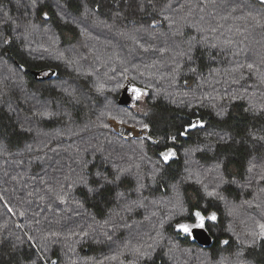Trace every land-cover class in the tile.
I'll use <instances>...</instances> for the list:
<instances>
[{
  "label": "trees",
  "instance_id": "1",
  "mask_svg": "<svg viewBox=\"0 0 264 264\" xmlns=\"http://www.w3.org/2000/svg\"><path fill=\"white\" fill-rule=\"evenodd\" d=\"M261 224L264 0H0V264H264Z\"/></svg>",
  "mask_w": 264,
  "mask_h": 264
},
{
  "label": "rangeland",
  "instance_id": "2",
  "mask_svg": "<svg viewBox=\"0 0 264 264\" xmlns=\"http://www.w3.org/2000/svg\"><path fill=\"white\" fill-rule=\"evenodd\" d=\"M127 86H128V89L126 91L125 98L127 99L128 105H130L133 108V110L137 112L138 114H145L148 111V105L146 102V95H147L146 91L132 84H128ZM110 125L116 130V132H121V130L125 128L127 131L130 132L131 136L132 134L133 135L137 134L135 138H141L147 135V129L142 130V129H138L135 127H128V126L119 124L114 120H110ZM168 152L174 153V151L172 150ZM174 156H171L169 159H171Z\"/></svg>",
  "mask_w": 264,
  "mask_h": 264
},
{
  "label": "snow or ice",
  "instance_id": "3",
  "mask_svg": "<svg viewBox=\"0 0 264 264\" xmlns=\"http://www.w3.org/2000/svg\"><path fill=\"white\" fill-rule=\"evenodd\" d=\"M250 67H251V66H250ZM121 122H123V121H121ZM144 127H147V125H145ZM162 155H163L164 159L167 161V160H169V158H170L171 156H174L175 153H173V152H167V153H163ZM195 215H196V217L199 219L200 223L195 224V225H184V224H181L179 227H180L181 229H183L185 232H189L190 229L193 228V227H196V228H204V226H205V224H204L205 217H204L199 211L196 212ZM208 218L211 219V220H215V219H216V215H215V213H213V214H212L210 217H208ZM260 229H261V233H260V235H261L262 238H264V224H261V225H260ZM224 243H228V242L225 241Z\"/></svg>",
  "mask_w": 264,
  "mask_h": 264
},
{
  "label": "water",
  "instance_id": "4",
  "mask_svg": "<svg viewBox=\"0 0 264 264\" xmlns=\"http://www.w3.org/2000/svg\"><path fill=\"white\" fill-rule=\"evenodd\" d=\"M35 74L37 77L40 75L39 73H35ZM52 75L54 76V72L44 79L50 78ZM123 100L124 97L122 96L120 98V102H122ZM191 234L193 238L202 246H211L213 243L212 236L208 233V231L205 228L194 227L191 229Z\"/></svg>",
  "mask_w": 264,
  "mask_h": 264
},
{
  "label": "built area",
  "instance_id": "5",
  "mask_svg": "<svg viewBox=\"0 0 264 264\" xmlns=\"http://www.w3.org/2000/svg\"><path fill=\"white\" fill-rule=\"evenodd\" d=\"M132 136L135 137V136H137V134H134V135L132 134Z\"/></svg>",
  "mask_w": 264,
  "mask_h": 264
}]
</instances>
